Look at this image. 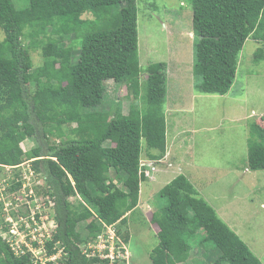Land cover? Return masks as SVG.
<instances>
[{
    "label": "trees",
    "instance_id": "obj_1",
    "mask_svg": "<svg viewBox=\"0 0 264 264\" xmlns=\"http://www.w3.org/2000/svg\"><path fill=\"white\" fill-rule=\"evenodd\" d=\"M189 3L193 73L201 78L195 90L226 95L246 40L251 37L264 44V0ZM17 4L24 5L18 8ZM118 6L111 18L109 9ZM86 14L92 19L83 18ZM137 15L136 0H0V166L17 167L32 160L35 172L44 170L46 193L54 202L53 218L58 223L45 243V256L56 253L58 242L68 254L61 264H96L81 256L77 245L94 240L100 232L98 220L116 225L127 245L129 237L122 227L138 206L140 183L149 180L148 163L157 169L166 165L162 162L168 156L165 64L141 70ZM102 17L107 23L98 29ZM68 36L74 44L66 45ZM76 46L79 53L73 59ZM34 52L42 58L40 66L33 63ZM262 58L264 49L259 48L253 59ZM143 72L145 77H140ZM143 78L144 109L133 104L123 112L117 100L105 113L86 112L101 105L106 81L127 86L137 99ZM28 86H34V93ZM35 120L41 125L46 149L37 145L23 152L20 144L36 138ZM260 120L263 117L249 132L251 172L264 171ZM73 123L76 128H70ZM49 136L60 138V145L49 146ZM107 142L109 146L104 145ZM20 187L13 180L10 191ZM75 195L80 196L81 206L68 201ZM196 195L183 175L160 190L167 203L151 216L158 238L149 256L152 264H186L192 249L203 243L213 244L219 252L211 264H262ZM19 255L0 237V264H33L30 253Z\"/></svg>",
    "mask_w": 264,
    "mask_h": 264
},
{
    "label": "rangeland",
    "instance_id": "obj_2",
    "mask_svg": "<svg viewBox=\"0 0 264 264\" xmlns=\"http://www.w3.org/2000/svg\"><path fill=\"white\" fill-rule=\"evenodd\" d=\"M189 2L136 0L139 66L144 71L152 64H165L166 99L175 98L173 103L182 106L183 110L174 107L175 112L171 111L168 113L170 117L166 116L167 142L180 132L172 139L169 152L172 172L162 173L164 165H157L160 171L154 174L155 179L140 183L138 206L127 216L122 227L123 235L129 237L125 244L128 264H152L149 256L157 246L158 238L151 216L167 203L160 197V190L180 174L193 185L198 193L196 197L206 201L264 264V171L251 172L247 164L250 127L261 117L263 121L259 123L264 126V58L253 59L259 48L264 49V44L251 37L246 40L239 54L236 78L228 94L198 93L195 86L201 83V78L193 73L194 34ZM23 5L17 4V7ZM119 10L120 6L109 9L110 17ZM83 18L92 19V16L86 14ZM106 23L103 17L99 19L98 29L105 28ZM72 43V36H68L66 45ZM78 53L79 46H76L73 59ZM32 60L35 66L42 64L39 53H32ZM140 77H145V73ZM28 88L34 93V86ZM104 88L101 105L86 112L105 113L117 100L123 112L133 104L141 110L146 107L144 78L141 79L137 99L127 86L112 80L106 81ZM35 122L36 138L20 144L23 152L37 145L44 151L46 149L41 125ZM74 127H77L76 123L70 125V128ZM47 141L49 146H59L61 139L49 136ZM104 145L109 146V142ZM31 161L17 167L0 166V237L7 242L11 240L7 233L11 234L17 222H26L28 217L25 216L29 213L30 217L42 214L41 218L47 217V223L53 226L51 230L58 226L52 219L54 202L46 193L49 186L44 170L35 172ZM179 161L181 166L175 165ZM13 180L21 184L17 191H10ZM68 201L73 206L83 204L78 195L69 197ZM19 215L24 218L20 219ZM83 234L86 235L85 230ZM34 252L37 254L39 250ZM218 255L213 244L203 243L192 249L186 264H194L195 260L200 264H211Z\"/></svg>",
    "mask_w": 264,
    "mask_h": 264
},
{
    "label": "built area",
    "instance_id": "obj_3",
    "mask_svg": "<svg viewBox=\"0 0 264 264\" xmlns=\"http://www.w3.org/2000/svg\"><path fill=\"white\" fill-rule=\"evenodd\" d=\"M145 174L149 176V172ZM42 216L43 214L38 219L29 217L21 224L17 222L11 234L8 232L11 237L9 244L17 252L31 253L35 263L59 264L61 249L49 257L45 256V243L52 238L53 226L47 223V217L41 218ZM33 249L39 252L36 254ZM79 250L81 256L95 260L96 264H128L127 251L114 226L103 225L102 231L96 238L79 246ZM40 252H42L41 256H39Z\"/></svg>",
    "mask_w": 264,
    "mask_h": 264
},
{
    "label": "clouds",
    "instance_id": "obj_4",
    "mask_svg": "<svg viewBox=\"0 0 264 264\" xmlns=\"http://www.w3.org/2000/svg\"><path fill=\"white\" fill-rule=\"evenodd\" d=\"M148 166H150L151 167V169L150 170H148V171H146V172H149V176H146V177H148L149 179H151V180H154L155 179V177H154V174L157 172V168H155L154 166H153V164L152 163H148ZM152 168H154L153 169V171H152ZM145 172V173H146ZM52 202V201H51ZM53 203V202H52ZM14 215V214H13ZM20 219L21 218H24L23 216H21V215H19L18 216ZM25 217H30V213H29V215H27V216H25ZM40 217V216H39ZM39 217H36V219H38ZM54 221H55V219L54 218H52ZM19 224H21V223H19ZM98 225L100 226V232L102 231V226L103 225H107V226H114L115 227V229H116V232H117V235H118V237L120 238V240L122 241V244L124 245L125 243L123 242V238L118 234V228H117V226L116 225H108V224H106L104 221H102V220H98ZM56 230V229H55ZM55 230H53V232L55 231ZM99 232V233H100ZM98 233V234H99ZM53 234V233H52ZM97 234V235H98ZM7 237H10V235H9V233H7ZM96 235V236H97ZM1 238H2V236H1ZM96 238V237H95ZM94 238V239H95ZM3 240H6L5 238H2ZM52 239V238H51ZM50 239V240H51ZM49 241V240H48ZM7 242V241H6ZM8 243V245H9V248L10 249H12V247L10 246V244H9V242H7ZM83 244H85V243H82V244H78L77 245V248L79 249V246H81V245H83ZM56 245H57V250H62V252H61V257H60V260H59V264H61L62 263V261H64L65 260V258H66V256L68 255L66 252H64V250L62 249V248H59L58 247V242L56 243ZM124 247H125V245H124ZM23 248V247H22ZM24 250H26V248H23ZM13 251H14V253L16 254V255H19V256H21V255H24V254H26V253H29V252H22V253H20V252H17V251H15L14 249H12ZM125 250L127 251V248L125 247ZM80 251V250H79ZM128 252V251H127ZM31 254V253H30ZM31 261H32V263L33 264H37V263H35L34 262V260H33V257H32V255H31Z\"/></svg>",
    "mask_w": 264,
    "mask_h": 264
},
{
    "label": "crops",
    "instance_id": "obj_5",
    "mask_svg": "<svg viewBox=\"0 0 264 264\" xmlns=\"http://www.w3.org/2000/svg\"><path fill=\"white\" fill-rule=\"evenodd\" d=\"M174 100H176L175 98H167V102H166V109H165V112H166V114H167V117L169 116V112H171V111H173V112H175V109H174V107L175 108H180V111H182L183 109V107L182 106H179V105H175L174 103H173V101ZM170 117V116H169ZM172 118L174 117L173 115L171 116ZM180 132H178L177 134H179ZM177 134H175L176 136H177ZM176 136H175V138H176ZM174 138V139H175ZM173 137H171V140H170V142L169 143H167V146H168V148H167V153H168V156L166 155V157L162 160V162H163V164H166V165H164L163 166V169L161 170V172L162 173H168L169 172V170H170V172H172L171 171V167L173 166V164H171V163H169V161L170 160H168V158H169V156L171 155V153H169L172 149H171V147H172V144H173ZM171 164V165H170ZM175 165H177V166H181V162L179 161V162H177ZM160 171V168L157 170V172H159ZM156 172V173H157ZM180 175H182V174H180ZM175 179V178H174ZM172 181V180H171Z\"/></svg>",
    "mask_w": 264,
    "mask_h": 264
}]
</instances>
